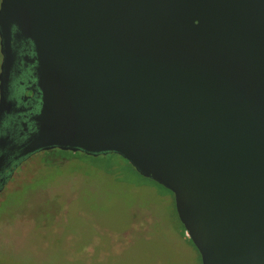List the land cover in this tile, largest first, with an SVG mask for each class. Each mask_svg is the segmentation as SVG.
<instances>
[{
    "label": "water",
    "instance_id": "95a60500",
    "mask_svg": "<svg viewBox=\"0 0 264 264\" xmlns=\"http://www.w3.org/2000/svg\"><path fill=\"white\" fill-rule=\"evenodd\" d=\"M12 26L42 84L21 155L118 154L202 264H264V0H2L3 66Z\"/></svg>",
    "mask_w": 264,
    "mask_h": 264
},
{
    "label": "rangeland",
    "instance_id": "374dc122",
    "mask_svg": "<svg viewBox=\"0 0 264 264\" xmlns=\"http://www.w3.org/2000/svg\"><path fill=\"white\" fill-rule=\"evenodd\" d=\"M20 44L27 66L8 87L3 122L14 140L36 134L42 118L40 100L27 98L42 93L38 63ZM19 165L0 176V264H202L174 194L120 155L49 148Z\"/></svg>",
    "mask_w": 264,
    "mask_h": 264
},
{
    "label": "flooded vegetation",
    "instance_id": "af4514ba",
    "mask_svg": "<svg viewBox=\"0 0 264 264\" xmlns=\"http://www.w3.org/2000/svg\"><path fill=\"white\" fill-rule=\"evenodd\" d=\"M16 34L17 31L15 27L12 26L11 34L8 39L9 45L11 47V55L9 61L4 66L1 65L0 67V90L2 89L4 93L2 109L0 111V157L2 156L4 157V159L0 171V176L2 175V173L7 172L8 170H12L13 173L17 168V164H20L19 166L21 167V165L25 161H27L30 158V156L33 154L32 153L28 155H21L24 149L23 145L27 142L28 138L30 137L29 135L25 134L28 132H26L25 130L20 132L22 134L20 135L19 139L14 140L11 135V130H9V128H5L3 124L5 118H8L13 114V105L10 101L6 100L5 94L7 93L8 87L12 83L14 76L17 73L18 67L27 66L26 61L23 59L24 56H22V59H19L23 50L22 48L23 46L20 43L24 41L28 45L31 44V47L34 51L33 44L30 40L25 39L21 36H17ZM32 95L27 97L29 98L30 102L31 103L34 102L35 104L36 103L35 101L39 99L41 104V95H37L36 92L35 93L33 92ZM0 101H1V95H0Z\"/></svg>",
    "mask_w": 264,
    "mask_h": 264
},
{
    "label": "trees",
    "instance_id": "16d2710c",
    "mask_svg": "<svg viewBox=\"0 0 264 264\" xmlns=\"http://www.w3.org/2000/svg\"><path fill=\"white\" fill-rule=\"evenodd\" d=\"M170 192H171V191H170ZM175 211H176V209H175ZM176 215H177V218H178V220H179V222H180V224H181V226H182V232H183L182 235H183V237H185L186 240H188L189 243H191L192 246L197 250V248H196L195 245L193 244L192 240L190 239V237H189V235H188V233H187V231H186L184 225L181 223V221H180V219H179V216H178V214H177V211H176ZM197 251H198V250H197ZM200 257H201V256H200Z\"/></svg>",
    "mask_w": 264,
    "mask_h": 264
}]
</instances>
